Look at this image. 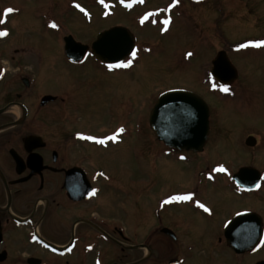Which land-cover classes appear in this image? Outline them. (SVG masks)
Masks as SVG:
<instances>
[{
    "label": "flooded vegetation",
    "instance_id": "obj_1",
    "mask_svg": "<svg viewBox=\"0 0 264 264\" xmlns=\"http://www.w3.org/2000/svg\"><path fill=\"white\" fill-rule=\"evenodd\" d=\"M14 1L0 0V19L5 20L0 30L7 31L0 36V264H264V257L257 258L264 254V169L254 165L264 149L257 148L258 136L250 133L244 138L249 159L233 166L210 158L218 140L214 130L222 126L219 109L210 106L208 138L198 152L167 146L152 128L159 141L152 156L189 169L177 171L173 185L159 186L163 171L153 169L150 176L137 175L127 186L125 174L115 175L95 161H105L110 147L122 145L131 127L124 123L110 127L101 119L94 126L85 124L86 109H80L83 101L77 103V98L88 93L90 74H127L134 69L138 44L136 56L124 60L133 59L128 67L110 68L94 56L91 47L98 34L118 26L130 28L120 22L98 29L89 43L80 41L89 46L83 59L71 61L65 52V38L73 35L62 37L63 27L73 13L92 24L97 18H111L118 8L128 14L146 7L131 20L141 28L149 24L146 18L155 19L166 9L174 19L175 13L183 14L184 3L199 6L208 0H167L156 7L147 6V0H95L101 7L98 17L78 0H48L49 9L38 16L33 12V21L52 38L49 43L19 40L29 1ZM7 8L15 11L5 17ZM73 20L80 24L78 17ZM168 22H173L171 16ZM152 24L162 26L155 20ZM215 34L219 36L217 27ZM62 48L63 63L76 71L65 74L67 80L58 89L38 91L45 55L53 51L60 59ZM219 52L210 59L201 82L209 86L210 94L218 95L223 84L212 75V68ZM33 53L39 56L37 66L30 61ZM184 55L186 63L193 53L186 50ZM90 63L97 73L90 66L82 68ZM46 96L55 98L43 101ZM123 105L120 115L126 111ZM233 110L249 114V109ZM249 137L253 145L247 143ZM244 168L257 169L259 177ZM189 194L191 200L171 199Z\"/></svg>",
    "mask_w": 264,
    "mask_h": 264
},
{
    "label": "rangeland",
    "instance_id": "obj_2",
    "mask_svg": "<svg viewBox=\"0 0 264 264\" xmlns=\"http://www.w3.org/2000/svg\"><path fill=\"white\" fill-rule=\"evenodd\" d=\"M28 1L22 15L25 30L18 32L19 40L34 43L41 40L52 42V38L43 35L37 28V23L33 21V12L38 16L39 12L49 9L50 3L48 0ZM78 1L93 10L98 17L101 7L97 1ZM147 1L149 7L162 6L167 2ZM110 3L114 2L111 0ZM183 5L180 9L184 11L183 14L175 13L174 19L173 13L168 9L161 16L151 18L162 26L153 25L149 18L146 20L150 25L144 24L141 28L135 26L132 22L133 16L146 8L143 7L128 14H123V10L118 8L111 18L107 20L97 18L92 24L84 22L83 18L73 13L63 27L62 37L71 34L77 41L85 43L95 38L98 29L120 22H126L136 35V44L139 47L136 67L127 74L106 73L99 77L90 74L92 82L88 83L90 86L88 93L77 98V103L83 101L82 107L79 108L86 109L82 114L85 124L91 122L94 126L97 121L104 120L103 122L110 127H115L119 123L131 127L130 130L127 128L131 133L122 145L110 147L105 153L107 157L105 161H95L115 175H118L119 171L125 174L127 186H131L132 182L137 180L135 178L137 175L150 176L153 169L163 171L158 175L160 178L158 185H169L177 180L175 177L178 175L177 171L189 169L181 163L163 162L162 160L166 159L164 157L156 160L151 154L159 144L150 126L151 110L158 97L171 89L193 91L206 99L212 109L220 110L219 124L222 126L221 129L214 130V133L218 132L216 136L218 140L215 141L213 151L210 153L212 160L221 159L235 166L236 163L241 164L249 159L242 144L244 145V138L250 133L257 135L260 140L257 148H264V44L255 46L256 42L264 41V0H208L199 6L197 2L194 4L188 1ZM170 16L173 22L165 24L164 21ZM75 17H78L80 24L74 22ZM216 27L219 36L215 34ZM62 40L63 38L60 39ZM186 50L192 51L193 55L183 63ZM222 50L228 53L239 75L237 82L235 81L229 91L222 90L220 95L214 91L213 95L209 93V86L201 82L207 77L205 71L207 66L210 67L208 64L210 59ZM61 52L62 61L53 55V51L45 55V64L37 83L38 91L58 89L57 85L67 80L66 75L76 71L72 69L75 67L71 68L63 63L65 59L63 48ZM30 61L32 65L37 66L38 54H31ZM89 66L92 73H97L91 63L82 68L89 70ZM82 68L79 70H83ZM121 103H125L122 107L126 109L124 115L118 112ZM233 109H249V114L246 112L240 114ZM159 147L161 148L160 145ZM259 153L264 154V149ZM263 154L256 155L254 160V165L260 169H264ZM181 184L186 185L187 182L183 180ZM261 257L263 258L264 254L257 258Z\"/></svg>",
    "mask_w": 264,
    "mask_h": 264
},
{
    "label": "water",
    "instance_id": "obj_3",
    "mask_svg": "<svg viewBox=\"0 0 264 264\" xmlns=\"http://www.w3.org/2000/svg\"><path fill=\"white\" fill-rule=\"evenodd\" d=\"M66 54L71 61L81 60L89 46L76 41L72 36L65 38ZM134 34L125 27H113L101 32L92 44L94 56L102 62L116 65L135 51ZM212 75L223 84H232L238 78V70L226 51L218 53L213 61ZM46 96L43 101L54 99ZM209 105L199 94L185 90H170L158 98L150 115V124L159 139L178 150L200 151L206 144L209 134ZM247 143L254 144L253 137ZM243 171L256 172L255 168Z\"/></svg>",
    "mask_w": 264,
    "mask_h": 264
},
{
    "label": "snow or ice",
    "instance_id": "obj_4",
    "mask_svg": "<svg viewBox=\"0 0 264 264\" xmlns=\"http://www.w3.org/2000/svg\"><path fill=\"white\" fill-rule=\"evenodd\" d=\"M103 2H104V0H101V3H103ZM77 7H79V5H77ZM13 11H15V9H12V8H7V9H5V10H4V15H5V17H6L7 14L12 13ZM3 22H5V20H4V19H0V23H3ZM164 23L167 24V23H168V20H165ZM55 26H56V25L53 24V27H55ZM3 35H7V31H6V30H0V36H3ZM262 44H264V41H258V42H256L255 46L259 47V46H261ZM246 46H247V45H242V47H246ZM131 55H132L133 57H135V56H136V52H135V51H132V52H131ZM189 55H190V54H189ZM131 63H132L131 60L120 61L119 64H116V65H109V67H110V68H111V67H128V66L131 65ZM214 87H215V85H214ZM220 87H221V89H222L223 91H225V92L229 91V88H228L227 86H225V85H221ZM121 131H123V129H121ZM86 138H87V139H90V140H96V142H97V143H100V144H104V143H105V140H104V139H99V140H97L95 137H91V136L86 137ZM114 138H115V137H109V139H114ZM219 170H220V171H226V169H224L223 167H221ZM256 187H259V185H256ZM171 199H172V200H178V201H187V200H191V199H192V195L189 194V195H183V196H174V197H172ZM197 203H199V202H197ZM199 206L202 207V208L204 207L203 204H200ZM205 210L207 211V209H205Z\"/></svg>",
    "mask_w": 264,
    "mask_h": 264
}]
</instances>
